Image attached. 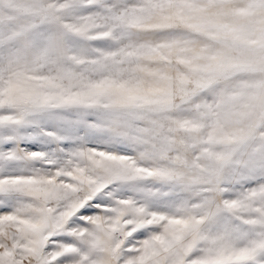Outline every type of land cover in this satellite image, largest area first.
<instances>
[{
    "label": "snow or ice",
    "instance_id": "obj_1",
    "mask_svg": "<svg viewBox=\"0 0 264 264\" xmlns=\"http://www.w3.org/2000/svg\"><path fill=\"white\" fill-rule=\"evenodd\" d=\"M0 264H264V0H0Z\"/></svg>",
    "mask_w": 264,
    "mask_h": 264
}]
</instances>
